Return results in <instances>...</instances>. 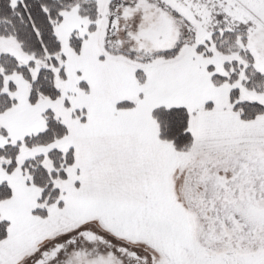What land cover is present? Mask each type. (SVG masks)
Listing matches in <instances>:
<instances>
[{
	"label": "snow or ice",
	"instance_id": "snow-or-ice-1",
	"mask_svg": "<svg viewBox=\"0 0 264 264\" xmlns=\"http://www.w3.org/2000/svg\"><path fill=\"white\" fill-rule=\"evenodd\" d=\"M0 264H264V0H0Z\"/></svg>",
	"mask_w": 264,
	"mask_h": 264
}]
</instances>
